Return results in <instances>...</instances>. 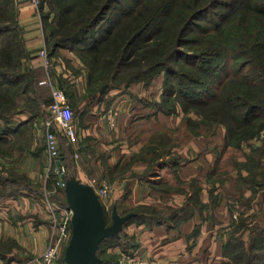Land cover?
<instances>
[{"label": "crops", "instance_id": "obj_1", "mask_svg": "<svg viewBox=\"0 0 264 264\" xmlns=\"http://www.w3.org/2000/svg\"><path fill=\"white\" fill-rule=\"evenodd\" d=\"M15 1L27 51L24 68L39 69L50 90L62 88L72 108L77 129L71 143L72 176L89 184L91 177L101 175L116 185L100 198L109 215L112 206L134 215L147 206L175 210L164 221L148 223L142 214L124 225L122 234L134 240L127 255L131 264L227 261L224 249L231 235L247 240L251 229L264 227V184L255 182L257 171L250 167L251 149L264 145V128L237 146L227 142L224 124L214 125L212 134L207 124L201 125L195 135L186 120L141 102L131 104L127 90L112 88L91 96L85 67L75 55L53 59L52 71L44 70L40 14L30 0ZM15 116L23 118L17 123L29 118L25 112ZM32 122L44 125V118ZM25 155L38 156L31 149ZM47 166L40 162L38 170H29L31 176H44L40 194L22 189L0 201V264H38L51 241L53 220L43 197Z\"/></svg>", "mask_w": 264, "mask_h": 264}, {"label": "trees", "instance_id": "obj_2", "mask_svg": "<svg viewBox=\"0 0 264 264\" xmlns=\"http://www.w3.org/2000/svg\"><path fill=\"white\" fill-rule=\"evenodd\" d=\"M115 1L55 0L60 14L73 11V17L70 23L59 20L57 27L51 28L48 34L45 33V43L49 46L51 56L61 47L77 50L80 59L89 68L87 81L91 96L117 88L118 86H106V79H116L123 66L128 67L136 62L134 57L139 53L141 70L130 73L128 83L148 80L164 70L175 76L177 90L180 91L189 88L188 81L197 82L198 76L203 72L211 80L208 85L211 87L210 96L198 101L195 97L185 95L184 101L210 107L211 117H214L211 121L226 126L228 143L239 146L259 135L264 128V0H140L136 12L132 14L133 11H125L122 15L125 19H116L113 28L107 31L97 29ZM15 2L11 0L12 5L14 4L11 20H0V120L4 121L3 124L0 123V145L12 143L10 153L26 150V144L18 145L21 144L15 143L18 138L12 139L10 136L15 133L17 136H26L25 128L34 117H50V113L44 109L52 101L51 92L40 83L41 71L37 68L22 69L21 59L27 56V51ZM134 22L138 24V30L130 33L119 53L116 50L121 47L123 35L129 30L131 32ZM193 30L197 32L188 35ZM10 32L15 36L13 41L8 38ZM224 33L227 43L222 41ZM141 37L144 42L138 52L135 48ZM162 37L169 40L166 42ZM183 46L188 47L187 51L182 49ZM114 47L115 61L108 57ZM151 54L158 58L150 61ZM180 56L191 67L178 70L177 58ZM227 64H231L234 71H227L226 77L229 81L239 78V83L246 85L244 92L224 94L226 81L223 84L217 66L223 68ZM95 84L99 88H95ZM219 84L223 85L217 94L215 87ZM159 109L166 113L173 111V108L162 106ZM20 112L28 114V120L12 126L10 120ZM60 138L65 174L69 177L72 176V172L67 171L69 163L73 165L72 146L63 135ZM4 151L7 152L5 148H0V153ZM262 162L264 163V145L252 148L250 167L256 169L258 174L255 182L260 184H264V165L259 167ZM17 170L12 168L7 173L6 168L0 169V197L18 196L22 189L32 191L33 186L27 174ZM3 172L9 176L3 175ZM33 189L39 192L38 187ZM60 199V203L67 206L64 193ZM174 211L170 207H141L136 209L137 214L125 225L142 214H145L148 223L164 221L173 216ZM107 220L109 221L108 218ZM122 235L121 231L119 236L107 237L100 243L98 255L103 258L102 264L113 262L112 257L105 256V245L109 240L121 239ZM232 246L240 248L233 255ZM224 252L232 263L227 260L213 264H264V227L251 229L247 240L231 235ZM63 253L64 250L60 260L65 264Z\"/></svg>", "mask_w": 264, "mask_h": 264}, {"label": "rangeland", "instance_id": "obj_3", "mask_svg": "<svg viewBox=\"0 0 264 264\" xmlns=\"http://www.w3.org/2000/svg\"><path fill=\"white\" fill-rule=\"evenodd\" d=\"M41 1V0H40ZM43 1V2H42ZM41 4H40V17L42 20V24L43 27L45 29V33L48 34L51 28H55L57 27V22L59 20H62L65 23H70L71 22V18L73 17V11H67L64 14H60V8L57 6L58 4L55 2V0H42ZM16 2H15V7H16ZM140 6V0H116L115 3L113 4V6L108 10L107 15L105 20L101 21V23L97 26V29L100 30H105L107 31L108 29H111L114 27V23L116 22V19L118 18H123V20L125 19L123 15V13H125V11H133V13L136 12V10L139 8ZM13 9H14V4L12 5L11 0H0V12L2 14H0V20H8L11 17V15L13 14ZM3 11V12H2ZM17 12V9H16ZM11 14V15H10ZM62 15V16H61ZM11 20V19H10ZM201 22H203V20H201ZM138 23H141L138 22ZM138 27V24H136V22H134L133 27H128L131 28V32L130 30L128 31V33L126 32L123 35V44L121 42V47L119 49H117L116 51H119L122 49V47L125 46L126 43V39L128 38V36H130V33H133L134 30H136ZM138 30V29H137ZM197 30H193L190 31V33L188 35H193L194 33H196ZM7 35V34H5ZM222 41H225V43H227L226 41V33H224L222 36ZM8 38L11 39L12 41L15 39V36L13 35V32H10L8 34ZM144 38L141 37L140 40H138L137 44L138 47H136L135 49L139 52V47L142 45V43ZM162 40H165L166 42L169 40V38H165L162 37ZM47 46L48 51L49 46ZM188 47L183 46L182 49H184L185 51H187ZM192 49V48H191ZM113 50H115V47L113 49H111L110 51L112 52L111 55H109L108 57H111L113 59V61H115V54L113 53ZM191 52V50H188ZM65 55H75L76 57H79L78 52L76 49H71V48H67V47H61V48H57L54 55H52L53 59H57V60H62L65 59L67 56ZM139 53L137 56L134 57V60H136V62L128 67L123 66L121 68V73L118 74L116 79H111L108 80L106 79L108 82H106V86H118L117 88H120L122 90H127L129 92V101L131 104L136 103V102H141L143 105L145 106H150L152 109H154L155 111H159L161 114H168L170 115V117L176 119V120H186L188 123V126L191 127V130L193 132V134H198L200 131V127L201 125H208L209 127H207L208 130V134H212L213 131L215 130V126L214 125H221L220 122H214L211 121L213 120L211 117L213 115H211L210 111V107L207 106H202V104L196 105V104H191V103H186L184 100L186 97L185 95H187L190 98H197L198 101L199 99H204L207 96H210V92L209 89H211V87L208 85H210L211 80L210 77L208 75H206L205 73L201 72V74L198 76V81L197 82H187L188 83V87L189 88H183L182 90H177V84L175 79V76H173L172 73L167 74L164 70L159 71L158 73H156L153 78H149L148 80H138L135 81L133 83H128V78L130 76V73H136L139 72L141 70L140 67V57H139ZM25 57H22L21 61V65H22V69H25V61H24ZM158 58V56L151 54L150 55V61L153 59ZM81 60V59H80ZM82 61V60H81ZM177 61L179 63V65L177 67V69H186L191 67V65H189L187 63V60H185V58L183 56H180L179 58H177ZM54 62V61H53ZM83 63V61H82ZM202 64L204 65L205 62H202ZM87 76H88V70L89 68L87 67V65H85L83 63ZM208 66H210V64H208ZM217 71L220 73L219 75L220 78H222L223 80V84L226 81V84L224 85V94L226 93H239L240 91L244 92L246 90V85L239 83L240 79L239 78H234L231 81H229L228 77H226V72H233L234 68H232L231 64H227L226 66H223V68H220L217 66ZM72 71V70H71ZM96 73V72H94ZM43 73L40 74V78L42 77ZM105 80V79H104ZM165 80H167V84H165ZM40 83L43 84L44 88L50 93L51 90L49 89V86L47 84V80L43 79L40 80ZM100 83V82H99ZM103 83V82H102ZM109 83V84H108ZM222 84V85H223ZM95 88L98 87V84H95ZM213 85V84H212ZM221 84L217 85V87H215V92H217V94L219 93V90L221 89L220 87H222ZM94 86H92L93 88ZM99 88V87H98ZM222 89V90H223ZM171 91L173 94H171ZM174 91V92H173ZM170 94H169V93ZM209 92V94H208ZM240 92V93H241ZM194 98V99H195ZM210 100V99H209ZM184 101V102H183ZM165 107V108H173V111L170 113H166L165 111L159 109V106ZM48 106V105H47ZM47 106H45V109L47 111ZM42 118V117H41ZM48 117H44V122ZM23 118H20L19 116H14L11 120L10 123L11 125H15L18 120H22ZM0 123H4L3 120H0ZM35 125V126H33ZM224 126V125H223ZM226 128V127H224ZM26 131L25 134H27L26 136H17V134H12L10 137L17 139L15 143H21L18 145H23L26 144V150L24 152L22 151H14L12 153H10L11 148H12V143H6L4 145H0V148H5V150L7 152H3L0 153V169L1 168H6V172L8 173L9 169L12 168H17V171H24L27 174V178L29 179V181L31 182L32 187V191H34V193L40 194V182H42V179L44 180V176H31L29 173V170H35V169H39L40 168V162L43 164H47V169L46 170V175H47V180H45L47 182V189L45 191H43V197H45L47 199V203L50 202L51 204H54L55 206L62 208L64 207L63 203H60V199L62 197V194L64 193V191H61V189H63L59 184H57V181L61 178L59 174L56 173L55 167H56V163L53 160V158L50 157L49 152L47 150L46 147V127L45 125H42L41 123H38L37 125L34 124V122H32V120L27 124L26 126ZM172 132V131H171ZM162 134L164 135H168L166 131H161ZM60 132H56V139H57V144H58V148L60 150ZM264 135V134H263ZM212 136V135H211ZM263 138V137H262ZM33 152H37L38 156H28L25 154H28V152L30 151ZM246 149V148H245ZM22 152V153H21ZM9 153V154H8ZM71 162V161H70ZM65 167V166H64ZM69 172L73 171V165L72 163H69L68 169ZM6 172H3V175H7L9 176V174H7ZM65 173V172H64ZM258 174V173H256ZM55 177V178H54ZM54 178V180H53ZM92 178H97L100 180H105L106 182H108L109 186L111 187L110 193L109 195L113 192L114 187L116 186L114 183H112V181H110V179L105 178L101 175L99 176H93ZM11 187V186H8ZM21 187V186H20ZM39 192H36L35 189L33 188H37ZM1 188V185H0ZM108 195V196H109ZM65 196V193H64ZM59 198V199H58ZM4 197H0V201L4 200ZM168 211V210H167ZM165 211V212H167ZM237 218V213H235ZM108 215H109V211H108ZM110 216V215H109ZM110 220V218H109ZM255 228V227H254ZM132 241H134L132 239V237H129L127 235H122L121 239L118 240H109V242L107 243V245H105V256L106 257H112V264H121L120 258L122 255H129V251L131 250V246L130 244H132ZM240 248L236 247V246H232L231 250H232V255L233 253H235L236 251H238ZM229 262H231V260L229 259Z\"/></svg>", "mask_w": 264, "mask_h": 264}, {"label": "water", "instance_id": "obj_4", "mask_svg": "<svg viewBox=\"0 0 264 264\" xmlns=\"http://www.w3.org/2000/svg\"><path fill=\"white\" fill-rule=\"evenodd\" d=\"M63 153L56 160L61 165ZM64 193L67 208L71 210V235L65 246L63 259L65 264H102L98 255L100 243L107 237L119 236L125 223L134 215L130 211L120 214L116 206L110 209L107 220V208L95 192L92 185L79 181L74 176L67 177Z\"/></svg>", "mask_w": 264, "mask_h": 264}, {"label": "built area", "instance_id": "obj_5", "mask_svg": "<svg viewBox=\"0 0 264 264\" xmlns=\"http://www.w3.org/2000/svg\"><path fill=\"white\" fill-rule=\"evenodd\" d=\"M35 6L38 14H40V0H30ZM39 57L41 58L42 66L44 70L49 74L54 66L53 58L50 55L46 43L39 49ZM52 101L47 107V111L50 113L44 125L46 127V147L49 155L56 163V160L60 156V150L58 148L56 132H60L69 143H72L77 138V129L73 120L72 108L65 92L62 88L57 86L51 87ZM54 128V130H53ZM77 156V154H75ZM56 173L60 175V179L57 181L63 189L65 181L62 178V173L65 172L63 160L61 165L55 167ZM90 185L93 186L98 196L106 197L109 195L111 187L105 180L92 178ZM48 209L53 220V231L51 235V241L45 250L40 254L38 264H53L60 259L62 251L67 245L71 235V210L64 206L59 208L50 202L47 203ZM121 264H131L128 256L122 255L120 258Z\"/></svg>", "mask_w": 264, "mask_h": 264}]
</instances>
